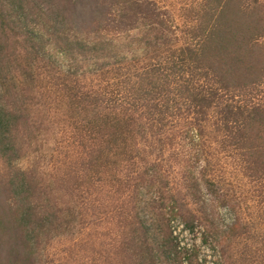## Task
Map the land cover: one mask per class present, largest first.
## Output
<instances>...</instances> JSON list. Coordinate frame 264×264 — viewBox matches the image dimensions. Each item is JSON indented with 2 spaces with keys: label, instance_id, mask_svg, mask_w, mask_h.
<instances>
[{
  "label": "rangeland",
  "instance_id": "374dc122",
  "mask_svg": "<svg viewBox=\"0 0 264 264\" xmlns=\"http://www.w3.org/2000/svg\"><path fill=\"white\" fill-rule=\"evenodd\" d=\"M121 1L107 2L112 17L123 16ZM154 1L173 24L152 30L151 21L137 15L125 19L122 31L95 20L81 33L72 22L71 0H26L25 24H10V31L0 33V109L19 117L12 134L16 160L9 164L0 154V217L16 226V211L29 198L33 264H134L138 256L129 248L134 223L144 222L157 238L161 208L168 212L175 205L184 217L174 218L171 229L184 252L195 251L191 264H264V131L250 134L251 145L263 152L261 167L253 169L238 151V140L223 131L216 110L198 114L202 108L191 107L189 96H179L171 85L173 67L182 63L181 51H175L196 43L186 30L212 28L217 0ZM238 1L241 8L231 3L234 26L250 22L255 2L264 4ZM76 36L86 41L85 50ZM126 66L130 75L120 76ZM151 70L163 95L159 103L147 102L153 107L147 114V98L129 94L125 82L139 89L152 79L146 74ZM196 73L190 79L203 91L223 87L213 74L206 79L204 69ZM231 87L224 106L243 112L238 123H228L235 135L245 131L250 108L264 106V77L254 84L239 77ZM125 94L138 99L135 114L118 104ZM125 114L134 123L124 121ZM197 117H207L211 126L202 143L191 139ZM160 119H167L162 126ZM219 128L223 132L215 133ZM16 175L29 186L20 197L10 187ZM196 182L197 205L191 190ZM43 217L50 221L43 223ZM185 218L195 223L193 233ZM24 238L20 230L16 239ZM10 239L11 233L0 235L4 247ZM14 260L6 257L0 264ZM155 261L168 264L162 256Z\"/></svg>",
  "mask_w": 264,
  "mask_h": 264
},
{
  "label": "trees",
  "instance_id": "16d2710c",
  "mask_svg": "<svg viewBox=\"0 0 264 264\" xmlns=\"http://www.w3.org/2000/svg\"><path fill=\"white\" fill-rule=\"evenodd\" d=\"M236 1V5L241 8L238 0H217L216 21L212 28L204 25L202 28L192 27L186 30V35H188L189 39L196 43L175 51L176 53H178V50L181 51L178 54L182 63L181 65L173 67L176 70L171 73V76H173L171 85L173 88L175 87V91L179 96L182 95L183 97L184 94L189 96L192 102L191 107L202 108L198 114H205L204 108L216 110L219 122H223L225 125V129L222 130L229 135L233 134L234 139L238 140V143H236L238 151L246 158L247 163L253 166V169H259L261 167V159H263V152L259 149V145L255 146L253 143L251 145L250 140L252 136L250 134L254 131L256 132L258 129L264 131V106L250 108L252 112L250 111V115L246 120L248 121L247 125L245 124L244 127L240 125L245 131L239 133V130H236L237 133L234 135L230 131L231 127L227 128L228 123H238L240 121L239 118H243V112L240 109L235 110L231 108V105L226 104L224 106L225 103L223 100L231 93V82L236 80V78L241 77L251 84H254L259 80L261 81L262 77H264V66H258V63L261 64L263 61L261 58H264V42H259L261 38H264V23L261 14L264 13V4L255 2V7L251 8L250 11V22H241L239 26H234L231 22V3L234 4ZM25 2L26 0H0L1 34L5 35L8 30L10 31V24H25L26 20H28L29 12L25 7ZM71 2L74 3H72V9H74V19L72 22L78 29L80 28L81 33H83V29L91 30V27L89 28L88 26L92 22H95V20H97V23L98 20L99 23L106 22L105 25L107 27L113 24L117 28L116 31H122V26L126 25V22H124L126 21L125 19L136 18L137 15H145V20L151 21L150 26L153 27L152 30H155V26L164 27L166 23L173 24V19L170 18L169 13L154 0H122L120 12L123 16H119L121 17L119 19L112 17L115 13H113V9L110 7L111 5H107L109 0H85L84 2L82 0H71ZM79 6L82 7L81 10L78 9ZM84 32L87 31L85 30ZM25 34L29 35L28 32ZM158 40L160 39L158 38ZM75 43L81 47V49L79 48L81 51L86 49V41L84 43L79 37L76 38ZM93 49L95 50L94 47ZM245 52H247V56L243 55ZM249 60L250 70L248 68V72L253 70L254 72L248 73L246 71V75L243 76L241 74L245 70V66L247 67ZM205 62L212 63L207 65V67H203L206 64ZM201 69H204L206 79L209 74H213L217 78V83L223 87H220L215 93H212L211 90L203 91L204 86L194 83V78L190 79ZM125 73L126 76L131 73V69L128 66H126L124 73L120 76H123ZM146 74L152 76V79H146L145 83L139 85V89L134 86V82L132 85L125 82L126 85H130L131 87L129 94L136 92L134 96L139 99L147 98L146 104L147 102L150 103L151 100L159 103L163 92L162 90L158 91V82L154 83L153 81L156 73L154 70H151V72ZM247 74L249 75V80L247 79ZM235 88H238V85H235ZM132 89L133 91H131ZM132 97V95L130 97V95L125 94L124 99H121L118 104H121L122 109L135 114L139 111V109H135L138 107L136 106L138 99ZM85 101L86 99L82 102ZM166 101L170 103V100ZM132 106L135 107L129 108ZM155 107L158 106L156 105ZM145 108L148 110L146 111L147 114L153 113V107L150 104L145 105ZM123 120L129 121L131 124L135 121L132 119L127 120L126 114ZM165 120L167 119H160V124ZM196 120L195 127L190 130L193 134L191 139L202 143L207 136V130L211 126L209 125L207 117L200 119L197 117ZM18 122L19 117L12 110L0 109V154L9 161V164L16 160L14 156L17 151L13 146L14 139L12 134ZM222 130L219 128L215 130V133L223 132ZM23 178L24 176L18 175L11 178L10 187L16 197L22 196V191L27 190L29 187H24L25 179L23 180ZM20 180H23L22 184ZM191 190L195 194L192 196L193 203L197 205V201L199 202V198L197 197L199 190L197 182L193 183ZM28 200L29 198H27V202L26 199L22 200L21 205L23 207H19L18 211H16V226H12L9 221L0 217V235H3L5 231L9 234L11 233L8 247H4L3 243L0 242V260L2 261L8 257L15 259V264H33L32 257L35 253L33 248L36 244V232L30 228L34 222L32 219L33 209L28 206L30 204ZM163 209L161 208L157 218V226L155 228V232L158 234L157 238L152 239L150 237V232L145 224H143L144 222L134 223L135 226L131 229V245L129 247L138 256L134 264H157L155 260L159 256L165 258L168 264H191L197 258L195 251L189 256L188 251L184 252L181 249L178 238L173 235L174 232L171 229L172 220L177 217L182 218L184 215L175 212L176 205L167 210L168 212H165ZM185 220L187 230L193 233L196 228L195 223L191 222L189 218H185ZM48 221H50V218L43 217V223H47ZM20 230L25 234L23 241L16 239V234ZM204 236L206 238V235Z\"/></svg>",
  "mask_w": 264,
  "mask_h": 264
}]
</instances>
